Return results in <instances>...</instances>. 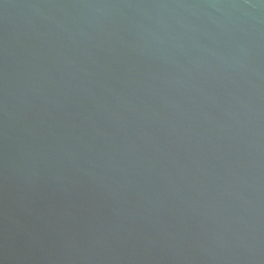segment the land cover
Instances as JSON below:
<instances>
[{
	"label": "water",
	"instance_id": "water-1",
	"mask_svg": "<svg viewBox=\"0 0 264 264\" xmlns=\"http://www.w3.org/2000/svg\"><path fill=\"white\" fill-rule=\"evenodd\" d=\"M0 264H264V0H0Z\"/></svg>",
	"mask_w": 264,
	"mask_h": 264
}]
</instances>
